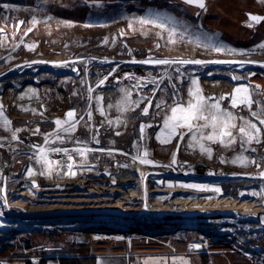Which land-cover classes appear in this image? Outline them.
<instances>
[{
  "label": "bare ground",
  "instance_id": "1",
  "mask_svg": "<svg viewBox=\"0 0 264 264\" xmlns=\"http://www.w3.org/2000/svg\"><path fill=\"white\" fill-rule=\"evenodd\" d=\"M92 3L99 4L101 1ZM10 6L17 10L21 7L17 4ZM149 9L153 13L160 12L161 17L155 23H142L140 18L144 16L139 17L136 22L129 23L131 30H145L147 26L151 29L153 26L159 28L156 37L164 39L166 33L171 32L170 37H177L180 41L185 39V33L171 26L184 23L181 17L174 19L173 12L165 8H147L145 10L147 18L151 17L148 16ZM33 16L36 17V23H32ZM167 17L173 19L169 20ZM50 18L39 19V16L32 15L22 30V21L18 19L15 22V31L20 41L16 47L24 48L22 40L29 37L42 21H46L47 25L56 24L59 29L63 25L71 27L77 23L58 17L50 21ZM160 23H164L165 27L161 28ZM135 25L140 26L139 29ZM1 28L6 29L4 26ZM118 35L122 36V31L119 30ZM217 41L216 47L210 50L233 64L227 66L226 72L203 73L193 69L186 74L190 79L187 89L174 93L178 95V101L186 104L189 89H194L198 85L205 97H212L210 103L225 97L220 101L222 108L232 111L238 119L243 117L244 120H252L259 126L251 112H259L264 108V98L261 100L259 87L250 79L252 71L248 69V63H242L241 56L262 53L264 47L261 45H264V41L251 48H237L218 38ZM171 45L172 48L176 47L173 42ZM217 48L222 50L217 51ZM35 50L34 47L26 48V56L20 59L21 63H18L20 57L10 50L0 58V62L9 64L6 70L0 71V110L11 121V124H6L0 117V217L8 219L7 222L18 223L20 220H24L23 222L52 220L64 224L99 223L103 227L101 231L171 228L175 222L189 220L202 226L203 232L207 234L210 229L227 225L264 224V176L260 175L264 172V126H261L262 135L259 143L253 141L251 144L243 143V146L239 133V126L244 125L241 119L236 120L238 127L231 130L235 137L233 143H228L229 138H225L224 143L192 141L191 133L186 129H178V134L172 138L175 146L170 149V156L165 159L161 155H168V150L158 151L160 155H154L157 150L150 133H161V130H153L151 123L153 119L158 118L157 116L162 115L158 125L163 124L166 117L163 115L165 105L157 108V99L163 82L174 74V69L179 64H170L164 70L158 68L147 70L142 66L120 69L121 65H112L106 69L98 68L99 78L92 79L90 73H96V69L90 70L87 62V69L84 67L82 70L86 77L76 75L79 78L74 81V84H80L81 91L90 93V96L87 94L81 96L88 102L86 107L79 98L72 99L67 95L68 88L72 87L70 77L62 76L56 81H50L48 77L38 75V68L27 71L30 66L37 63L49 65L61 73L69 71L64 65V62H67L63 60L65 58L55 57L58 60H53L49 56L47 60L39 59L32 56ZM179 55L186 56L184 53L174 52L171 59L179 60L175 58ZM93 57L100 58V56L90 58ZM55 61L60 63L59 67L54 66ZM16 68L22 69L21 73L24 75L22 82L8 76L17 71ZM74 68L77 69L78 66L75 65ZM115 72L119 74L115 75ZM132 72L137 75L135 85L139 87L134 86V82L132 85L115 84L117 77L120 80L127 78L131 81ZM140 72L142 76H138ZM33 76L40 83H35ZM83 79L84 82H81ZM101 80L104 81L103 84L100 83ZM193 80L197 85L193 84ZM23 82H26L24 86ZM151 84L154 89L146 90ZM238 87L248 89L253 101L251 111L244 106L232 107L231 96ZM95 88L98 90L95 91ZM172 89L177 88L173 85L170 90ZM122 90L127 92L136 90L138 96L149 92V101L146 103L139 100L138 105L131 102L121 105L125 95ZM177 98H172V103H176ZM67 103L69 108L64 109V116L63 107ZM149 103L153 112H156L151 115L154 118L143 112ZM101 108L104 110L103 115ZM70 110L76 112L75 131L64 130L71 122L64 123L58 128L55 121L57 119L67 121V113ZM138 114L150 124L143 132L142 121L135 127L132 124L134 116ZM98 116L100 124L97 122L90 124L89 119H96ZM124 118L126 119L123 121ZM82 119H85V123L80 126L79 122ZM108 129L109 132L105 134ZM132 130L133 143L127 146L124 140L129 139ZM204 131L206 135L211 129ZM181 132L184 134L183 139L179 135ZM145 133L148 137L144 135ZM197 137L199 138V134ZM200 144L210 148L211 154L201 151ZM41 148L45 149L43 154L40 152ZM183 148L188 151L185 152ZM63 149H67V152L62 151ZM238 157L246 159L241 161L237 159ZM141 158L151 160L153 163H141ZM253 160L255 163L251 162ZM22 162L27 165L23 171L18 170V163ZM198 163L207 166L197 172L195 169ZM7 199L12 201L6 206L2 202Z\"/></svg>",
  "mask_w": 264,
  "mask_h": 264
},
{
  "label": "rangeland",
  "instance_id": "2",
  "mask_svg": "<svg viewBox=\"0 0 264 264\" xmlns=\"http://www.w3.org/2000/svg\"><path fill=\"white\" fill-rule=\"evenodd\" d=\"M97 1H101V3H92ZM7 3L9 8L5 9L3 5ZM12 4L20 5V10L13 9L14 6H10ZM147 8H165L173 12L174 19L181 17L186 23L171 26L185 33V39L180 41L177 37H170L169 33H166L164 39L156 37L159 28L153 26L151 29L147 26L145 30H131L130 24L132 22H136L139 17H147L145 11ZM32 15L39 16V19L50 16L52 17L50 21L58 17L74 20L77 23L70 24L71 27L63 25L59 29L56 24L54 26L47 25L46 21H42L29 37L22 40L24 48H17L16 44L20 38L15 31V22L21 19L22 30ZM96 25L98 26L95 27ZM2 26L6 29L3 30ZM135 26L138 29L140 27ZM117 28L122 31V36L118 35L119 30ZM0 30H2L0 31V58L7 52L13 51L16 56L20 57L18 63H21L20 59L26 56L25 49L29 48L30 45H34V49H36L32 56L34 55L39 59L47 60L49 56L53 60L57 59L55 57L65 58L63 60H67V62H64V65L69 69L68 73H61L60 70H54L51 66L42 63H37L38 66H36L37 64L30 66L27 71L38 68V75L48 77L50 81H56L62 76L70 77L72 87H70L71 89L68 88L67 95L72 99L79 98L86 107L88 102L83 100L81 96L86 94L90 96V93L81 91L80 84H74V81L79 78L78 76L86 77V73L82 70L84 67L87 69V62L90 65V70L96 69V73H90V76L92 79H98V68L106 69L112 65H121L120 69H129L126 68L129 66H142L147 70L157 68L164 70L169 65L144 64L140 61L149 58L172 60L174 52L186 54L183 57L180 55L175 57L179 60L204 61L202 64H179L174 69V74L165 79L157 99V105H165L164 114L162 113L164 116L170 115L171 108L175 106L171 99L177 98L178 95L174 92L186 90L187 85L190 84V79L186 75L187 72L193 69L203 73H207V71L226 72L227 66L233 64L231 61L224 60L222 55L210 50L216 47L217 38L237 48H251L264 41V31L261 36L240 37V35L250 34L251 30L238 24L232 25L226 22L222 14L218 18H214L212 11L207 10V6L201 9L198 5L188 4L181 0H0ZM171 42L176 46L175 48L171 47ZM263 51L262 53L255 52L241 56L242 63H248V69L252 71L250 79L259 87L261 100L262 97L264 98ZM91 56H100V58L95 59L93 57L91 59ZM53 64L55 67H59L58 64L60 63L55 61ZM75 65L78 66L77 69L74 68ZM8 67V63L0 62V71L6 70ZM18 69L16 68L17 71L8 76H12L15 81L20 80L22 82L24 75L21 73L22 69ZM118 74L115 72V75ZM34 76L33 81L40 83ZM138 76H142L141 72ZM130 80L128 81L127 78L120 80L117 77L115 84L117 86L132 85L134 82V86H137L135 85L137 82L135 72L131 73ZM81 82H84V79ZM22 84L24 86L26 82ZM173 85L177 89L170 90ZM153 89L152 84L146 87V90ZM94 90L96 91L98 88ZM128 92L131 93L129 99L133 104L139 100H144L143 102L146 103L149 101V92L139 96L136 90H128ZM69 103L63 107V110L69 108ZM148 113L150 118H154L151 115L156 112H153L152 107H150ZM63 115L65 116V110ZM99 117L89 119L90 124L94 122L100 124ZM141 117L139 114L134 116L132 122L134 127L139 121H142L144 125H150ZM157 117L151 123L152 129L162 130L163 124L158 125L162 115ZM82 120L79 122L80 126L85 123V119ZM237 120L239 119L237 118ZM109 130H106L105 134ZM157 134L161 133H150L157 150L154 155H160L157 153L158 151L168 150V155H161L166 159L170 156V149L175 146V143L172 139L169 143H161L156 138ZM144 135L148 137V134L145 133ZM133 139L132 130L129 139L124 140V143L127 146L132 145ZM215 148L219 151L217 146ZM183 150L188 151L185 148ZM206 162L210 163L209 161ZM26 166L23 162L18 163V170L23 171ZM206 166L204 163H198L195 170L200 172ZM11 201V199H7L2 203L7 206ZM7 220L0 217V263L3 264H25L27 259L30 260L31 264H40L42 257L83 253L96 255V264H145V262L154 261L155 255H159V258L168 257L173 264V258L176 254L190 256L191 264H264V224L227 225L210 229L209 234H207L203 232L202 226L189 220L175 222L176 224H172L171 228H135L110 231H101L103 227L99 223L64 224L52 220L29 222L20 220V223L15 221L12 223L11 221L7 222ZM191 245H200V247H190ZM248 252H251L255 258L246 256ZM47 264L59 263L57 260L49 259Z\"/></svg>",
  "mask_w": 264,
  "mask_h": 264
},
{
  "label": "snow or ice",
  "instance_id": "3",
  "mask_svg": "<svg viewBox=\"0 0 264 264\" xmlns=\"http://www.w3.org/2000/svg\"><path fill=\"white\" fill-rule=\"evenodd\" d=\"M186 3L189 4H196L201 9L205 8L204 0H185ZM3 7L5 9L9 8V5L4 4ZM160 12L153 13L151 9L148 10V16H151L152 19H148L147 17H142L141 22L142 23H155L157 19L161 17ZM50 18V17H46ZM167 19L172 20V17H167ZM250 19L253 21L259 22L260 20L264 19V17L255 16L250 14ZM22 23V22H21ZM32 23H36V17H32ZM159 26L161 28L165 27L164 23H160ZM2 31V30H0ZM31 31V29H29ZM174 31V29H172ZM171 35V32H170ZM29 47H34V45H30ZM261 47H264V45H261ZM217 51H220L222 49L217 48ZM232 51H236L235 49H232ZM140 63L144 64H154V65H170V64H202L204 61L201 60H170V59H152L149 58L144 61H140ZM103 80L100 81L101 84H103ZM193 84L197 85V82L193 80ZM139 87V85H137ZM91 91V89H90ZM125 92V95L121 101V105H127L131 101L129 100V97L131 96L130 92H127L126 90H122ZM103 99L102 97L100 98ZM225 99V97H220L219 100H216L215 102H211V98L205 97L202 94V90L198 87V85L192 89H189V99L187 103H183L181 101H177L175 103V106L171 108V114L167 115L163 121V128L161 130V134H157V140L161 143H169L171 139L176 136L178 129H186L189 133L192 134L191 140L192 141H219L220 143H224L225 138L228 139V143H233L235 140V137L233 136L232 129L237 128L236 120L237 117L233 114L232 111L222 108V105L220 101ZM137 105L139 104V101L135 102ZM253 104V101L250 98V95L248 93V89L246 87H238L235 89L234 94L231 96V105L232 107H238V106H244L251 111V106ZM121 105H118L121 106ZM111 107V105H109ZM151 107V103H149L148 107H145L143 112L145 115L148 114L149 108ZM157 108L160 107V105H156ZM101 114L103 115L104 110L101 108ZM251 115L256 118V120L259 122V126L257 123L253 122L252 120H244L243 117H240L239 119L244 120V125L239 126V133L241 134L242 140L241 144L243 146V143H249L251 144L253 141L259 143L260 138L262 135V127L264 126V108H261L259 112H251ZM0 117H2L6 124H11V121L7 119L6 116H4L3 111L0 110ZM76 112L75 110H70L67 113V121L62 122L61 120L57 119L55 121L58 128L62 127L64 123H69V127L64 129L65 131H75L76 129ZM89 117L91 118V113H89ZM200 121H203V123H199ZM149 125H142L141 126V132L144 131V128ZM210 128L211 131L208 132L205 135V129ZM119 134V133H117ZM197 134H199V138L197 137ZM180 138L183 139V132L179 133ZM60 138L59 136L57 137ZM47 142V141H46ZM98 142V141H97ZM201 151L207 152L209 155L211 154L210 148H205L203 144H200ZM54 151H61V149H54ZM62 151L67 152V149H63ZM40 152L43 154L45 152V149L41 148ZM145 156H147V152H145ZM43 158V157H42ZM71 158V157H70ZM237 159L243 161L246 159V157H238ZM141 163L145 164H151L153 163L151 160L143 159L141 158ZM175 162V161H173ZM235 162V161H234ZM252 163H255V161H251ZM259 167V165H257ZM29 174L31 175V170H29ZM261 176H264V172L260 173ZM190 247H196L199 248L200 245H191ZM151 259V258H150ZM176 258L174 257L173 260ZM183 264H187V261H183Z\"/></svg>",
  "mask_w": 264,
  "mask_h": 264
},
{
  "label": "crops",
  "instance_id": "4",
  "mask_svg": "<svg viewBox=\"0 0 264 264\" xmlns=\"http://www.w3.org/2000/svg\"><path fill=\"white\" fill-rule=\"evenodd\" d=\"M207 10L212 11L214 18L223 15V18L231 17H245V12L253 10L255 1L254 0H243V1H230V0H204ZM243 15V16H242ZM231 24V22H229ZM264 27V26H262ZM176 254L174 257L177 260H174L173 264H183V260L189 261L187 264H191V257L188 255ZM159 258V255H155L154 261L145 262V264H171V261L168 257L162 256Z\"/></svg>",
  "mask_w": 264,
  "mask_h": 264
},
{
  "label": "flooded vegetation",
  "instance_id": "5",
  "mask_svg": "<svg viewBox=\"0 0 264 264\" xmlns=\"http://www.w3.org/2000/svg\"><path fill=\"white\" fill-rule=\"evenodd\" d=\"M255 5L252 11V13L255 14H261L264 17V0H254ZM224 19V18H223ZM226 22H231L233 25H240L243 27H246L251 30L250 34H245V35H240V37H254V36H261L263 35V27L264 26V19L260 20L259 22L253 21L250 19V16H248V11L245 12V17L240 18V17H231V18H226L224 19ZM239 38V36H237Z\"/></svg>",
  "mask_w": 264,
  "mask_h": 264
},
{
  "label": "trees",
  "instance_id": "6",
  "mask_svg": "<svg viewBox=\"0 0 264 264\" xmlns=\"http://www.w3.org/2000/svg\"><path fill=\"white\" fill-rule=\"evenodd\" d=\"M249 258H255L251 252L246 253ZM49 259L57 260L59 264H96L97 256L89 253L74 254V255H60L52 257H42L40 264H47ZM3 264V263H0ZM25 264H31L30 260H26Z\"/></svg>",
  "mask_w": 264,
  "mask_h": 264
},
{
  "label": "water",
  "instance_id": "7",
  "mask_svg": "<svg viewBox=\"0 0 264 264\" xmlns=\"http://www.w3.org/2000/svg\"><path fill=\"white\" fill-rule=\"evenodd\" d=\"M181 1L185 2V0H181ZM188 4H189V3H188ZM192 5H196V4H192ZM250 14H251V15H255V16H260V17L263 16V15H261V14H255V13H252V12H249V13H248V16H250ZM19 23H20V21H19Z\"/></svg>",
  "mask_w": 264,
  "mask_h": 264
}]
</instances>
